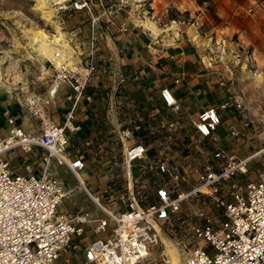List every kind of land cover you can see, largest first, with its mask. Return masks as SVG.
<instances>
[{
    "label": "built area",
    "instance_id": "obj_1",
    "mask_svg": "<svg viewBox=\"0 0 264 264\" xmlns=\"http://www.w3.org/2000/svg\"><path fill=\"white\" fill-rule=\"evenodd\" d=\"M67 3L64 13L89 15L78 61L49 60L46 88L15 91L24 117L1 113L0 264H171L167 241L184 264H264V171L250 181L258 152L238 153L250 122L231 93L237 68L227 39L214 42L224 68L208 72L227 95L194 116L172 87L151 90L144 69L127 73L104 55L105 28L130 33L116 17L127 0ZM210 8L205 1L200 13ZM185 78L176 73L174 85ZM77 194L88 206L61 210Z\"/></svg>",
    "mask_w": 264,
    "mask_h": 264
},
{
    "label": "rangeland",
    "instance_id": "obj_2",
    "mask_svg": "<svg viewBox=\"0 0 264 264\" xmlns=\"http://www.w3.org/2000/svg\"><path fill=\"white\" fill-rule=\"evenodd\" d=\"M68 1L52 6L51 10L48 11L50 5L46 0H0V58H2L0 61V89L5 87L6 90H9L8 88H10L15 95V91L18 90L26 92L28 89L33 88L44 89L50 84L48 83L51 78L49 73L52 70V67H49L50 59L41 53L39 45L34 41L36 33L40 30L49 35V43L59 31L64 34V41L69 50L67 49L68 51L65 52L66 59L62 60V64L73 65L72 62L78 61L75 51L77 50L76 52L79 54L81 50L78 46L81 43L80 41H82V36L85 35L81 34L80 31L84 26H87L89 15L84 13H64L59 7ZM129 1L142 2L137 0ZM109 2L118 4L119 1L109 0ZM142 4L146 5L141 7L130 3V6L126 9L127 13L133 11V14H136V22H138L139 26L140 21H146L147 18L161 29L176 23L181 36L182 34L185 36L188 30L189 37L198 38L195 27L198 21L191 16L192 12H187L184 8L181 11L168 8L164 19L161 20L158 15V4H154L156 10H150V14L146 13L150 9L149 3L142 2ZM179 22H182L183 25ZM143 30L151 35L153 40L165 36L164 42L168 45L177 44L176 41H182L181 37L174 36L173 31L163 33L154 39L148 30L145 28ZM199 31L205 32L206 29L201 26ZM221 35L223 34L221 33ZM171 37L172 39H170ZM227 37V45L230 50L228 52H232L235 48L238 51L240 50V58H230L229 61L233 62V65L237 68L236 82L233 88L234 96L244 99L246 115L250 122L245 139V143L248 146V155L258 152L254 155V160L249 164L250 171L248 175L250 181H256L264 171V24L258 28L256 33L249 36V39L243 35ZM240 41L244 42L245 45L239 44ZM204 43L206 44L207 42L204 41ZM68 52H70L69 55ZM6 90L1 92H7ZM181 93L183 94V92ZM207 98L211 102L216 101V98L211 94ZM55 168L56 173L67 182L69 188L75 185L73 176L67 170L58 166H55ZM93 187H96V183L93 184ZM87 206L88 204L82 199L81 195L77 194V199L65 201L61 210L71 211L77 207ZM169 255L172 261L171 264H183V256L178 249L176 252L169 251Z\"/></svg>",
    "mask_w": 264,
    "mask_h": 264
},
{
    "label": "crops",
    "instance_id": "obj_3",
    "mask_svg": "<svg viewBox=\"0 0 264 264\" xmlns=\"http://www.w3.org/2000/svg\"><path fill=\"white\" fill-rule=\"evenodd\" d=\"M143 1L152 3L154 11L156 10L154 4H158V15L161 20L164 19L168 8H174L179 11L184 8L185 11L192 12L193 14L191 16L195 17L198 21L195 27L199 39L193 36L189 37L188 30L185 36L183 34L181 36L178 29H176V37L182 38V41H176L177 44L168 45L164 42L165 36L157 39V41L153 40L151 35L137 26L136 14H133V11L127 13L125 9L122 12H118L116 17L120 22H126L130 28V33L121 34L117 31L105 28L102 32V50L106 58H111L117 67L127 73L138 69H144V74H146L148 78L147 85L151 90H154V87L160 83L172 87L177 97L181 100L184 108L194 116L204 108L217 106L227 93L226 91H221V89L218 88L217 81L208 76L209 71L224 68L223 65H216L214 63L217 57V50L214 44L215 39H227V36L233 37L236 35H243L245 38L249 39V36L256 33L258 28L264 24V0ZM205 1L211 3V8L206 14L199 13L201 5ZM249 10H252L253 14H249ZM197 11L199 12L196 14ZM179 23L183 25L182 22ZM201 26L205 27V32L199 31ZM85 27L86 26H84L83 30L88 28ZM89 33L90 30L85 36L89 37ZM181 33L183 32L181 31ZM221 33L223 35H221ZM215 34L216 36H214ZM204 41L207 43L205 44ZM239 44L245 45L242 41H240ZM229 55H231V57H229ZM240 56V50L238 51L236 48L227 54L229 60L230 58L238 59ZM211 61H213L212 65ZM176 73H185L186 75L185 81L179 87L175 86L173 82ZM188 84L189 87L185 89ZM182 86H184V88ZM233 88L234 85L231 89V93L235 95ZM8 89L9 90H6L5 87L4 89H0L1 126L4 125V119L1 113L6 109L20 117H24L25 115L15 102V95L12 89ZM3 90L7 92L2 93L1 91ZM181 92H183V94ZM210 94L216 98V101L211 102V100L207 98ZM67 108L68 104L62 100L55 115L57 123L64 124ZM25 127H28L27 122L25 123ZM238 153L241 157L248 155V146L245 140L242 147L238 149ZM18 156L21 158L22 154L19 153ZM15 162L17 163L18 159ZM92 182H94V180ZM167 247L168 256L170 258L169 251L176 252L177 249L172 242L168 241ZM170 262L172 263L171 258Z\"/></svg>",
    "mask_w": 264,
    "mask_h": 264
},
{
    "label": "bare ground",
    "instance_id": "obj_4",
    "mask_svg": "<svg viewBox=\"0 0 264 264\" xmlns=\"http://www.w3.org/2000/svg\"><path fill=\"white\" fill-rule=\"evenodd\" d=\"M46 1L50 5V8H48V11H50L52 6L60 5L67 0H46ZM127 1L138 3L136 1H129V0H127ZM137 1H140V0H137ZM140 26L144 27L146 30H148L153 35V37L155 39L157 37H159L160 35H162L163 33L171 32V31H173L175 34L174 36H176V29H177L176 23H173L172 26L167 27L166 29H161L158 26H156L149 18H147L146 21L145 20L140 21ZM161 37H163V36H161ZM48 39H50L49 35H47L43 30H40L39 32L36 33L34 41L39 45L40 51L43 55H45L48 59H50L51 61L58 64V66L64 65V64H62V60L66 59V53L65 52L69 50L67 48L68 46H67L66 42L64 41V34H62L59 31L57 35L53 36L52 41H50V43L48 42ZM170 39H172V37ZM69 53L70 52H68V55H69ZM1 59L2 58H0V61H1ZM73 65H69V66L73 67ZM263 152H264V149H263ZM174 246L177 249V246L175 244H174ZM179 252L183 256V264H184L185 254L181 250H179Z\"/></svg>",
    "mask_w": 264,
    "mask_h": 264
}]
</instances>
